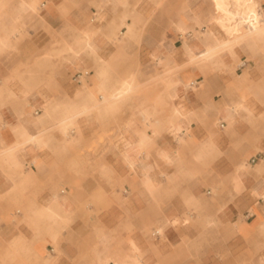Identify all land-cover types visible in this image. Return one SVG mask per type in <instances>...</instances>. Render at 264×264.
I'll list each match as a JSON object with an SVG mask.
<instances>
[{"label": "crops", "instance_id": "obj_1", "mask_svg": "<svg viewBox=\"0 0 264 264\" xmlns=\"http://www.w3.org/2000/svg\"><path fill=\"white\" fill-rule=\"evenodd\" d=\"M0 264H264V0H0Z\"/></svg>", "mask_w": 264, "mask_h": 264}, {"label": "bare ground", "instance_id": "obj_2", "mask_svg": "<svg viewBox=\"0 0 264 264\" xmlns=\"http://www.w3.org/2000/svg\"><path fill=\"white\" fill-rule=\"evenodd\" d=\"M252 35L253 39L257 38L259 34H250ZM239 44V41H236L234 40L233 42L225 45L226 47H233L235 45H238ZM226 48H224V46L222 48H218V49H215L213 51H210V52H207L205 53V55L203 56L202 60H206L212 56H214L215 54H221L223 53V51L225 50ZM77 50L75 48H71V54L74 56L75 55V52ZM74 59H72V61H74ZM13 82V81H12ZM132 83V81H127L126 84L127 86L126 87H121L119 90H115L113 91L111 94H110V97L108 98V100L105 102V105L107 107V109H112L114 105H117L118 103L122 102V100H124L127 95L131 92L130 90V84ZM90 111V109H87V110H84L82 113L80 114H72L69 118H68V122L70 124H73V122L77 119L78 116H82V115H86L88 114V112ZM132 157V156H131Z\"/></svg>", "mask_w": 264, "mask_h": 264}, {"label": "rangeland", "instance_id": "obj_3", "mask_svg": "<svg viewBox=\"0 0 264 264\" xmlns=\"http://www.w3.org/2000/svg\"><path fill=\"white\" fill-rule=\"evenodd\" d=\"M157 87H164L163 83H161L160 81H150L147 86L145 87V89L148 88H157ZM99 142H103V138L102 137H98L96 141L91 142L90 144H88L85 147L84 152L87 153H97V151H99Z\"/></svg>", "mask_w": 264, "mask_h": 264}]
</instances>
